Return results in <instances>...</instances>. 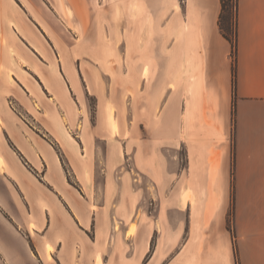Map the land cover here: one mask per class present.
<instances>
[{
    "label": "crops",
    "instance_id": "crops-1",
    "mask_svg": "<svg viewBox=\"0 0 264 264\" xmlns=\"http://www.w3.org/2000/svg\"><path fill=\"white\" fill-rule=\"evenodd\" d=\"M127 2L156 35L131 46V211L116 230L90 169L68 180L53 133L61 102L93 96L100 115L107 99L105 53L75 52L74 35L62 51L60 24L101 28L110 6L0 0V264H264V0H237L234 86L220 0Z\"/></svg>",
    "mask_w": 264,
    "mask_h": 264
},
{
    "label": "rangeland",
    "instance_id": "rangeland-1",
    "mask_svg": "<svg viewBox=\"0 0 264 264\" xmlns=\"http://www.w3.org/2000/svg\"><path fill=\"white\" fill-rule=\"evenodd\" d=\"M58 1L60 7H64L63 0ZM64 1L66 2V0ZM102 1L106 6H110L107 7V12L100 13L102 16H106V20L103 22L105 26L72 29L60 24L58 29L59 46L62 51L67 52L71 49L70 42H74L72 37L74 35L75 38L80 39V44L74 48L75 52L105 53L107 57V99L103 93H100L99 112L102 117L100 118L99 113L96 112V100L93 96L87 99L86 107H76L73 103L68 105L61 99L63 107L59 106L58 111L65 123L58 125L59 129L54 130L53 133L59 132L62 135L60 142L64 146L55 141V148L68 180L72 183L75 181L79 183L82 180V175L87 173V168L90 169V174L95 182V201H98L97 204L103 205L107 213L110 214L113 223L112 229L116 227L118 230L124 227L125 223L129 225L131 211L130 183L133 140L130 122V51L133 42L136 45L142 36L148 34L154 36L156 31L132 26L130 4L127 0ZM234 1L229 0L224 25L229 20V24L233 26ZM110 9L112 11L109 12ZM60 13L65 14L63 10ZM230 34L233 35L232 29ZM63 63L65 69H68V62L64 61ZM115 65L119 68L121 65L123 67V76L119 69V81L123 82L122 88L115 82ZM60 98H62L61 93ZM15 108L24 114V111L16 104ZM82 117L85 120H82ZM33 125L42 133L48 134L51 131L49 122H35ZM72 136L80 144L82 143L84 155H80L78 145ZM136 144L137 139L135 140ZM65 146L77 154L72 153ZM2 163L3 160L0 157V169ZM135 163H137L136 156ZM83 165H85V171H83ZM85 181V184L90 183L87 178L84 179ZM129 233L130 228L128 227L127 234Z\"/></svg>",
    "mask_w": 264,
    "mask_h": 264
},
{
    "label": "trees",
    "instance_id": "trees-1",
    "mask_svg": "<svg viewBox=\"0 0 264 264\" xmlns=\"http://www.w3.org/2000/svg\"><path fill=\"white\" fill-rule=\"evenodd\" d=\"M221 3V11L218 18V26L220 32L226 38L231 45V58H232V76H233V86L235 79V60H236V51H237V0L234 1V16H233V26L229 24V20H227V24L224 25L225 13L227 11V7L229 4V0H220ZM232 29L233 35L230 34V30ZM231 212V211H230ZM228 227L231 229L230 223H228Z\"/></svg>",
    "mask_w": 264,
    "mask_h": 264
},
{
    "label": "bare ground",
    "instance_id": "bare-ground-1",
    "mask_svg": "<svg viewBox=\"0 0 264 264\" xmlns=\"http://www.w3.org/2000/svg\"><path fill=\"white\" fill-rule=\"evenodd\" d=\"M107 113H109V112H107Z\"/></svg>",
    "mask_w": 264,
    "mask_h": 264
}]
</instances>
